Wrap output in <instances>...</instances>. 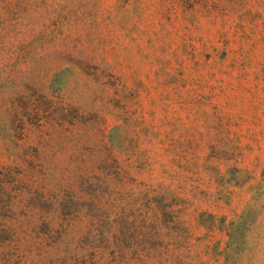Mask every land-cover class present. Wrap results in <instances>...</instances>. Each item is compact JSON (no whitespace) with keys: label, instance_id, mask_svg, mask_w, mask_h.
<instances>
[{"label":"rangeland","instance_id":"374dc122","mask_svg":"<svg viewBox=\"0 0 264 264\" xmlns=\"http://www.w3.org/2000/svg\"><path fill=\"white\" fill-rule=\"evenodd\" d=\"M188 2L0 0V264H264V0Z\"/></svg>","mask_w":264,"mask_h":264},{"label":"trees","instance_id":"16d2710c","mask_svg":"<svg viewBox=\"0 0 264 264\" xmlns=\"http://www.w3.org/2000/svg\"><path fill=\"white\" fill-rule=\"evenodd\" d=\"M188 3L190 8L195 4L193 0H189ZM45 202L47 216L43 221V228L50 243L42 264H120L123 262V249L108 248L109 239L103 228L97 230L89 226L88 230L77 238L76 221L61 215L62 210L71 204L56 202L49 198ZM119 240L116 239V241Z\"/></svg>","mask_w":264,"mask_h":264}]
</instances>
